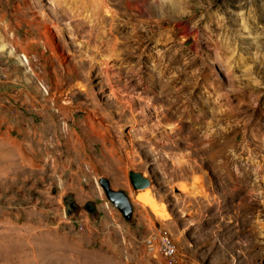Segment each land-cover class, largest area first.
<instances>
[{"label": "rangeland", "instance_id": "374dc122", "mask_svg": "<svg viewBox=\"0 0 264 264\" xmlns=\"http://www.w3.org/2000/svg\"><path fill=\"white\" fill-rule=\"evenodd\" d=\"M159 229L264 264V0H0V264H166Z\"/></svg>", "mask_w": 264, "mask_h": 264}, {"label": "water", "instance_id": "95a60500", "mask_svg": "<svg viewBox=\"0 0 264 264\" xmlns=\"http://www.w3.org/2000/svg\"><path fill=\"white\" fill-rule=\"evenodd\" d=\"M128 178L134 192L146 190L152 186V181L139 172L129 171ZM98 183L108 202L120 213L126 222L132 223L134 210L127 193L123 190L113 189L107 178H99ZM64 202L67 207V214L76 212V206L70 198H65Z\"/></svg>", "mask_w": 264, "mask_h": 264}, {"label": "built area", "instance_id": "2783aa9c", "mask_svg": "<svg viewBox=\"0 0 264 264\" xmlns=\"http://www.w3.org/2000/svg\"><path fill=\"white\" fill-rule=\"evenodd\" d=\"M143 243L149 255L159 259V254H168V262L166 264L177 263L178 257L174 256L175 245L166 229L150 231Z\"/></svg>", "mask_w": 264, "mask_h": 264}, {"label": "bare ground", "instance_id": "6f19581e", "mask_svg": "<svg viewBox=\"0 0 264 264\" xmlns=\"http://www.w3.org/2000/svg\"><path fill=\"white\" fill-rule=\"evenodd\" d=\"M138 201L151 206L152 210L158 213V209L156 207V203L152 197H150L148 194L143 195V196H138L137 197ZM166 260H168V254H161ZM174 256L177 257L176 250L174 248Z\"/></svg>", "mask_w": 264, "mask_h": 264}, {"label": "flooded vegetation", "instance_id": "af4514ba", "mask_svg": "<svg viewBox=\"0 0 264 264\" xmlns=\"http://www.w3.org/2000/svg\"><path fill=\"white\" fill-rule=\"evenodd\" d=\"M87 207V206H86ZM87 210L90 212V213H94V209L90 208V207H87Z\"/></svg>", "mask_w": 264, "mask_h": 264}]
</instances>
